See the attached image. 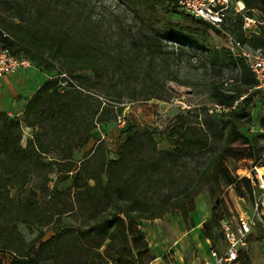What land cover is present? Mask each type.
Returning a JSON list of instances; mask_svg holds the SVG:
<instances>
[{
  "label": "rangeland",
  "instance_id": "374dc122",
  "mask_svg": "<svg viewBox=\"0 0 264 264\" xmlns=\"http://www.w3.org/2000/svg\"><path fill=\"white\" fill-rule=\"evenodd\" d=\"M1 1L0 25L10 31L22 46L30 43L36 47L40 46L41 41H46V30L43 38L38 36L41 12L46 13L48 9L52 13H58L62 16L57 19H63L66 23L74 22L83 13V17H89L92 21L89 32L94 52L98 58L108 60L99 74L91 69L70 72L72 79L85 89L83 92L89 96L91 103L102 98L107 100L108 105L106 120L93 129L92 137L85 146L74 150V170L67 172V168L59 164L49 168L46 163L50 158L45 154L36 166L27 170L29 180L25 187L13 189V195L20 199L27 200L31 195L37 197L45 214L64 211L60 217L54 216L47 224L18 222L26 243L36 241L38 246L56 235L46 247L48 259L41 264H86L93 249L100 247L101 251H106L110 242L105 239L107 231L99 226V222L107 217L112 205L105 199H89L82 194L77 196L73 181L78 169L83 171V181L89 179L94 185L95 180L91 177L99 174L103 183H106L109 159L119 157L127 138L137 131H152L159 147L173 149L175 137L172 136L171 129L179 114L192 113L195 116L200 113L203 118L211 114L221 118L222 114L232 110L217 109L216 96L227 85V81L232 85L240 79L241 69L229 62L225 50L230 49L226 34L223 30H217L221 28L209 22L186 20L182 17L181 10L172 2L12 0L18 1L12 7ZM252 12L258 20L263 19L262 12L257 7ZM228 20L229 24L239 27L242 14H233ZM153 27L160 30L164 50L176 49L183 54L178 56L175 53L170 58L162 59L161 65L152 72V68L148 67L147 38L144 34ZM257 29L260 31V27ZM76 30L75 34H78L77 27ZM33 37L37 40H33ZM14 47L25 53L18 46ZM119 56L128 58L131 65L127 68L117 65ZM35 66L39 73L36 78L38 87L48 79L57 78V69L49 70L38 63ZM63 68L67 70L66 67ZM38 87L32 91V96ZM66 88L62 84L61 89ZM14 91L11 99L20 95L16 89ZM253 93L252 119L248 120L239 114L238 128L255 141V151L242 158L229 160L231 167L237 168V171L249 169L259 153L264 151V133L261 130L264 125V96L259 90ZM5 97H9V94L0 96V110L10 111L11 116L23 118L28 102L24 109L15 112L13 108L5 107L10 104ZM121 116L126 119L125 124L119 120ZM252 124H256L255 131H251ZM44 125L43 139L46 144V121ZM35 129L42 130L41 127ZM35 129L23 122L24 146L34 135ZM55 149L50 145L49 155H53ZM205 161L203 154L187 159L189 171L194 173V182L198 179V173L203 170ZM46 177H49L48 184ZM251 204L252 201L241 195L235 185L223 181L205 185L195 196V209L188 216L183 209L177 208L161 217L140 220L150 252L142 260H138L137 264L213 262L212 250H223L226 246L221 212L225 219L235 222L246 209L253 213ZM87 229H91V232L86 233ZM7 258L5 256L6 260ZM105 264H118L112 248L107 252ZM237 264H264V219L255 225L248 258L242 257Z\"/></svg>",
  "mask_w": 264,
  "mask_h": 264
},
{
  "label": "trees",
  "instance_id": "16d2710c",
  "mask_svg": "<svg viewBox=\"0 0 264 264\" xmlns=\"http://www.w3.org/2000/svg\"><path fill=\"white\" fill-rule=\"evenodd\" d=\"M1 2L14 7L18 1ZM169 2L173 3V0H157L158 4ZM244 2L250 16H254L252 9L257 7L264 20V0ZM181 13L186 20L208 22L183 10ZM60 16L62 15L48 9L46 13L39 14V38L44 37L46 30V41L40 39V46L33 47L30 43L22 46L16 38V42L9 39H5V42L18 46L36 64L49 70L62 69L70 73L91 69L99 74L108 60L98 58L94 52L89 32L91 19L83 17L82 13L74 22L66 23L63 19H57ZM76 27L79 29L78 34H75ZM259 27L260 31L257 33H245L243 15L239 27L229 24V20L223 25L224 30L234 34L244 44L264 51V23ZM144 37L147 38L148 67L152 68V72L161 65L162 59L170 58L175 53L178 56L183 54L176 49L164 50L160 30L155 27L146 32ZM32 39L37 40L36 37ZM225 50L229 62L241 69L240 79L232 85L227 81V85L216 96V104L231 108L230 112L222 114L221 118L211 114L204 118L200 113L195 116L192 113L179 114L171 129V134L175 137L173 149L159 147L152 131L133 133L124 143L119 157L109 159L106 183H103L99 174L91 177L95 180L94 185L89 179L83 181V171L78 169L73 181L77 196L82 194L89 199H105L112 205L107 217L99 222V226L107 231L105 239L110 242L106 251H101L100 247L93 249L86 264H105L110 248L113 249L118 264H137L138 260H142L150 252L140 220L161 217L177 208L183 209L188 216L195 209V196L213 181L235 185L241 195L249 200L253 199L251 180L247 177L240 178L237 168L233 169L229 160L242 158L255 151V141L238 128V115L252 119L253 91L258 90L257 80L242 58L236 57L231 49ZM116 64L127 68L131 62L128 58L119 56ZM61 86L60 78L46 80L29 99L23 118L0 110V253L11 255L9 264H41L48 259L46 247L56 236L38 246L36 241L26 243L18 228L19 221L47 224L54 216L60 217L64 212L50 211L45 214L37 197L31 195L23 200L13 195V189L25 187L29 180L27 170L36 166L45 154L50 158L46 163L49 168L59 164L67 168V172H72L74 150L85 146L92 137L93 129L106 120V99L98 98L96 103H91L89 96L72 83L67 89H61ZM45 121L46 144L43 139ZM23 122L34 129L42 128L41 131L35 129L26 146L22 143ZM50 145L56 148L53 155H49ZM202 154L206 157L205 165L194 182V173L189 171L187 159ZM263 154L264 151H261L255 161L261 159ZM48 182L49 177H46V184ZM223 218L224 214L221 212V221ZM89 232L91 229H87L86 233ZM0 264H5L1 255Z\"/></svg>",
  "mask_w": 264,
  "mask_h": 264
},
{
  "label": "built area",
  "instance_id": "2783aa9c",
  "mask_svg": "<svg viewBox=\"0 0 264 264\" xmlns=\"http://www.w3.org/2000/svg\"><path fill=\"white\" fill-rule=\"evenodd\" d=\"M173 3L193 17L208 21L225 32L229 48L236 57H240L245 61L256 77V89L261 91L264 96V51L244 44L234 34L223 29L224 23L233 14L237 13L243 15V30L248 35L259 32L257 28L261 23H264V20H258L255 16H250L247 13L249 9L244 0H173ZM5 39L15 41L14 36L0 25V80L21 69L36 65L29 54L17 51L14 46L7 44ZM57 71V78H60L61 85H66L69 88L70 83H72L74 87L85 91L80 84L72 79L69 72L62 69H57ZM215 106L220 110L226 109V107L219 104H215ZM119 120L125 124L126 119H122V116ZM255 129L256 124H252L251 131H255ZM261 130L264 133V125ZM263 159L264 154L261 159L254 161L249 169L237 171L240 178L247 177L253 184V199L251 200L253 213L246 209L235 222L228 218L222 219V233L226 246L223 250H212L214 261H210L209 264H237L242 257H246L250 253L255 225L264 219ZM0 255L3 257L4 263L9 264L11 255L9 253H0ZM5 256H8L7 260Z\"/></svg>",
  "mask_w": 264,
  "mask_h": 264
},
{
  "label": "crops",
  "instance_id": "0c3cea01",
  "mask_svg": "<svg viewBox=\"0 0 264 264\" xmlns=\"http://www.w3.org/2000/svg\"><path fill=\"white\" fill-rule=\"evenodd\" d=\"M38 76V70L36 69V66H34L31 68L21 69L20 71L1 79L0 96L9 94V97H5L4 99H6V101L10 104L5 107H11L15 110V112H17V110L24 109L26 103L32 97V91L39 86V83H37L36 80ZM15 89L20 93V95L17 98L11 99ZM9 113L11 114L12 112L9 111Z\"/></svg>",
  "mask_w": 264,
  "mask_h": 264
}]
</instances>
